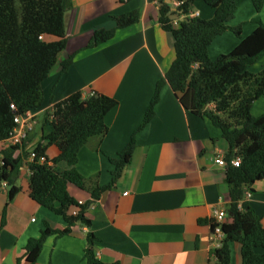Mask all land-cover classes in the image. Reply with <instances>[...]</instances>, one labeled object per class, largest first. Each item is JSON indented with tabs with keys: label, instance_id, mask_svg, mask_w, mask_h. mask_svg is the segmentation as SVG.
<instances>
[{
	"label": "crops",
	"instance_id": "1",
	"mask_svg": "<svg viewBox=\"0 0 264 264\" xmlns=\"http://www.w3.org/2000/svg\"><path fill=\"white\" fill-rule=\"evenodd\" d=\"M261 1L256 12L253 0H236L229 25L240 26L242 38L258 23L264 24ZM63 9L67 45L41 85L42 107L28 111L32 131L14 157L29 153L40 141L41 127L38 137L36 128L53 104L77 92L84 97L100 93L118 105L105 117L106 133L91 138L79 150L75 168L89 184L110 187L93 201L88 192L67 184L69 196L87 204L84 217L90 226L77 224L67 235L48 236L35 264H86L88 234L96 239L93 251L100 264H214L211 215L214 209L225 211L229 204L225 168L214 160L224 157L227 142L207 118L185 110L167 83L161 87L153 118L137 131L157 84L175 59L174 41L159 24L156 0H64ZM132 11L139 13L136 24L117 29L106 43L89 46L94 31L113 28V17ZM190 12L200 20L214 15L201 0L192 4ZM178 17L172 20L177 23L184 18ZM239 42L231 32L217 36L208 48L209 59L230 53ZM70 55L72 63L62 72L60 63ZM247 70L252 74L264 70V56ZM250 113L253 117L264 114V93L253 102ZM132 136L134 153L112 184L110 159L117 157ZM58 153L54 146L46 150L49 160ZM56 168L66 167L57 164ZM13 174L12 185L0 182V264H28L27 242L40 236L45 222L54 230L67 225L30 197L27 158H22ZM12 188L16 193L10 197ZM246 191L250 194L247 203L264 228V178ZM75 209L69 207L67 214ZM229 222L226 216L225 223ZM229 249L230 264H242L239 245L231 243Z\"/></svg>",
	"mask_w": 264,
	"mask_h": 264
},
{
	"label": "trees",
	"instance_id": "2",
	"mask_svg": "<svg viewBox=\"0 0 264 264\" xmlns=\"http://www.w3.org/2000/svg\"><path fill=\"white\" fill-rule=\"evenodd\" d=\"M63 1L0 0V142L7 139L13 130L16 116L43 105L41 85L67 45ZM171 1L156 0V3L159 24L173 38L175 59L157 84L137 131L153 118V108L165 83L178 95L179 103L185 110L207 118L220 131L228 145L223 159L229 187V204L225 211L230 222L223 225L225 239L221 249L214 254V264H230L231 243L239 245L242 264H264V228L244 201L246 190L264 178V114L253 117L250 113L253 102L264 93V70L257 74L247 70L264 56V24L258 23L253 32L242 38L241 27L229 25L237 9L236 0H201L214 11L210 20L187 17L196 0H179L183 3L174 9ZM253 4L256 12L260 11L262 1L253 0ZM174 14L184 17L182 21H177L176 26L171 19ZM138 21V11L113 17L115 26L94 31L89 46L106 43L117 29L127 28ZM225 32H231L240 42L230 53L219 55L212 61L208 48L217 36ZM72 59L70 55L60 63L62 72L68 69ZM12 105L14 108H11ZM117 105L116 100L100 93H89L84 97L77 92L44 112L40 141L33 149L38 156H44L47 163L40 164L37 159L27 163L30 197L39 206L61 216L67 226L63 230H54L45 222L40 236L27 242L25 257L28 264H35L48 236L67 235L77 224L90 226L84 217L87 204L78 205L69 196L66 187L72 184L88 192L93 201H97L110 187L89 184L75 166L79 150L91 138L106 133L105 117ZM41 142L45 143L44 147ZM50 146L59 152L52 160L46 156ZM18 148L2 152L0 182L12 185L13 171L22 163L23 157H28L27 152L22 157H14ZM135 148L132 136L117 157L110 159L114 166L112 184L121 177ZM235 157L240 159L238 167L231 165ZM57 164H64L66 168L59 170ZM15 193L12 188L10 197ZM69 207L78 208V213L68 215ZM95 240L92 234L87 235L86 264H100L93 251Z\"/></svg>",
	"mask_w": 264,
	"mask_h": 264
},
{
	"label": "built area",
	"instance_id": "3",
	"mask_svg": "<svg viewBox=\"0 0 264 264\" xmlns=\"http://www.w3.org/2000/svg\"><path fill=\"white\" fill-rule=\"evenodd\" d=\"M183 2L179 0L173 1L174 8L179 7ZM178 16V14H177ZM187 17L194 18L196 17V14H193V12H189L187 14ZM179 19V17H178ZM174 25H176V21L174 20ZM11 108H14L12 105ZM32 117L29 115L28 111L26 113H23L19 116H16L14 118V128L9 134L8 138L0 142V161L2 160V152L6 149L15 148V147H21L24 145V143L28 139V135L32 131ZM34 159H37L38 163L45 164L47 163V160L44 156H38L37 153L34 151V149H31L28 153L27 157V163L32 162ZM215 164L225 168L226 163L223 158L218 157L214 160ZM240 163V159L238 157H235L231 160V165L238 167ZM3 185L5 186L6 183L3 182ZM250 198L249 192H245L244 195V201H247V199ZM78 205H83V203L78 202ZM78 213V208H76L72 214V216H75ZM226 219V211L222 209H214L211 215V235L209 237V241L211 244V252L213 255V258L215 260L214 254L217 250L221 249L223 240L225 239L224 232L222 230L223 225L225 224Z\"/></svg>",
	"mask_w": 264,
	"mask_h": 264
},
{
	"label": "rangeland",
	"instance_id": "4",
	"mask_svg": "<svg viewBox=\"0 0 264 264\" xmlns=\"http://www.w3.org/2000/svg\"><path fill=\"white\" fill-rule=\"evenodd\" d=\"M57 61H58V60H57ZM41 125H42V116L40 117L39 125H38L37 128H36V134H37V137H38V129H40ZM33 135H34V134H33Z\"/></svg>",
	"mask_w": 264,
	"mask_h": 264
},
{
	"label": "water",
	"instance_id": "5",
	"mask_svg": "<svg viewBox=\"0 0 264 264\" xmlns=\"http://www.w3.org/2000/svg\"><path fill=\"white\" fill-rule=\"evenodd\" d=\"M173 18H174V19H178V16H177V14H176V15H174V17H173V16L171 17V19H173ZM185 20H186V19H185Z\"/></svg>",
	"mask_w": 264,
	"mask_h": 264
},
{
	"label": "clouds",
	"instance_id": "6",
	"mask_svg": "<svg viewBox=\"0 0 264 264\" xmlns=\"http://www.w3.org/2000/svg\"><path fill=\"white\" fill-rule=\"evenodd\" d=\"M179 20V19H178Z\"/></svg>",
	"mask_w": 264,
	"mask_h": 264
}]
</instances>
